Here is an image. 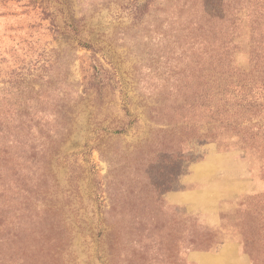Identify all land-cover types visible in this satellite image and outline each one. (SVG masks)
<instances>
[{"label": "rangeland", "instance_id": "1", "mask_svg": "<svg viewBox=\"0 0 264 264\" xmlns=\"http://www.w3.org/2000/svg\"><path fill=\"white\" fill-rule=\"evenodd\" d=\"M202 1L0 0L5 264H254L261 158L178 139L209 128Z\"/></svg>", "mask_w": 264, "mask_h": 264}, {"label": "trees", "instance_id": "2", "mask_svg": "<svg viewBox=\"0 0 264 264\" xmlns=\"http://www.w3.org/2000/svg\"><path fill=\"white\" fill-rule=\"evenodd\" d=\"M202 3L203 17L209 23L207 31L216 30V35L209 38L201 31L199 36L201 69L197 71L196 84L200 92L197 102L189 106L200 118L208 120L209 128L199 135L179 132L178 139L208 138L218 146L238 145L261 158L264 174V0ZM241 48L244 65L235 62ZM0 137L11 145L19 143L16 134L3 130L1 119ZM263 201L264 196L257 198L255 204L259 206L253 208L251 222L245 217L240 227L243 247L254 264H264ZM1 233L2 224L0 264H5Z\"/></svg>", "mask_w": 264, "mask_h": 264}]
</instances>
